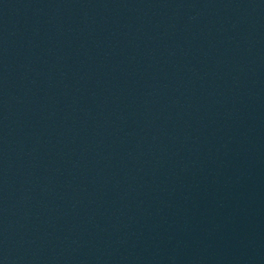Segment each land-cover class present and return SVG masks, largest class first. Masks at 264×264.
Wrapping results in <instances>:
<instances>
[{
	"label": "water",
	"instance_id": "obj_1",
	"mask_svg": "<svg viewBox=\"0 0 264 264\" xmlns=\"http://www.w3.org/2000/svg\"><path fill=\"white\" fill-rule=\"evenodd\" d=\"M0 264H264V0H0Z\"/></svg>",
	"mask_w": 264,
	"mask_h": 264
}]
</instances>
